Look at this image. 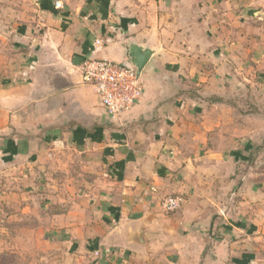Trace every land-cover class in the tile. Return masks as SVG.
Returning <instances> with one entry per match:
<instances>
[{
	"label": "crops",
	"instance_id": "0c3cea01",
	"mask_svg": "<svg viewBox=\"0 0 264 264\" xmlns=\"http://www.w3.org/2000/svg\"><path fill=\"white\" fill-rule=\"evenodd\" d=\"M134 45L111 120L78 68ZM0 232L62 264H264V0H0Z\"/></svg>",
	"mask_w": 264,
	"mask_h": 264
},
{
	"label": "built area",
	"instance_id": "2783aa9c",
	"mask_svg": "<svg viewBox=\"0 0 264 264\" xmlns=\"http://www.w3.org/2000/svg\"><path fill=\"white\" fill-rule=\"evenodd\" d=\"M83 81L90 84L98 95L100 103L111 120L128 112L141 100L143 86L140 76L127 64L108 60H86L80 65ZM183 199L169 196L161 200L165 213H173L181 207Z\"/></svg>",
	"mask_w": 264,
	"mask_h": 264
},
{
	"label": "rangeland",
	"instance_id": "374dc122",
	"mask_svg": "<svg viewBox=\"0 0 264 264\" xmlns=\"http://www.w3.org/2000/svg\"><path fill=\"white\" fill-rule=\"evenodd\" d=\"M0 232V264H62L64 255L46 237Z\"/></svg>",
	"mask_w": 264,
	"mask_h": 264
},
{
	"label": "water",
	"instance_id": "95a60500",
	"mask_svg": "<svg viewBox=\"0 0 264 264\" xmlns=\"http://www.w3.org/2000/svg\"><path fill=\"white\" fill-rule=\"evenodd\" d=\"M151 55L152 52L149 49H142L135 45L129 49V56L131 58V63H129V66L133 68L137 76H140V71L144 68V66L150 59ZM78 71H79L81 83L85 85H90L83 81V76L81 74L80 67L78 68Z\"/></svg>",
	"mask_w": 264,
	"mask_h": 264
}]
</instances>
